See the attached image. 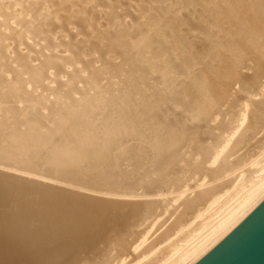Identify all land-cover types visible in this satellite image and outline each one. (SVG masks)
Instances as JSON below:
<instances>
[{"label":"bare ground","instance_id":"obj_1","mask_svg":"<svg viewBox=\"0 0 264 264\" xmlns=\"http://www.w3.org/2000/svg\"><path fill=\"white\" fill-rule=\"evenodd\" d=\"M264 199V0H0V264H195Z\"/></svg>","mask_w":264,"mask_h":264},{"label":"water","instance_id":"obj_2","mask_svg":"<svg viewBox=\"0 0 264 264\" xmlns=\"http://www.w3.org/2000/svg\"><path fill=\"white\" fill-rule=\"evenodd\" d=\"M195 264H264V199Z\"/></svg>","mask_w":264,"mask_h":264}]
</instances>
